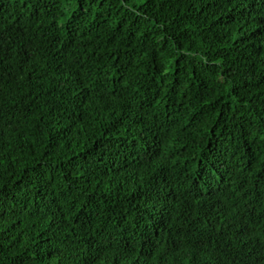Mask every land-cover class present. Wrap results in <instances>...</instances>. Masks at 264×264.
Returning <instances> with one entry per match:
<instances>
[{
    "label": "trees",
    "instance_id": "trees-1",
    "mask_svg": "<svg viewBox=\"0 0 264 264\" xmlns=\"http://www.w3.org/2000/svg\"><path fill=\"white\" fill-rule=\"evenodd\" d=\"M0 264H264V0H0Z\"/></svg>",
    "mask_w": 264,
    "mask_h": 264
}]
</instances>
